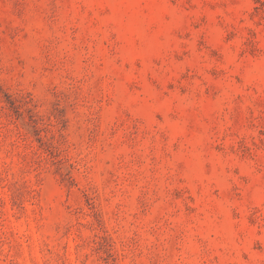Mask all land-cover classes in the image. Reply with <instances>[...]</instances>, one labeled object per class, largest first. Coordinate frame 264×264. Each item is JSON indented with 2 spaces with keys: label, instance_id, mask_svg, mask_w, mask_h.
<instances>
[{
  "label": "rangeland",
  "instance_id": "obj_1",
  "mask_svg": "<svg viewBox=\"0 0 264 264\" xmlns=\"http://www.w3.org/2000/svg\"><path fill=\"white\" fill-rule=\"evenodd\" d=\"M0 264H264V0H0Z\"/></svg>",
  "mask_w": 264,
  "mask_h": 264
}]
</instances>
